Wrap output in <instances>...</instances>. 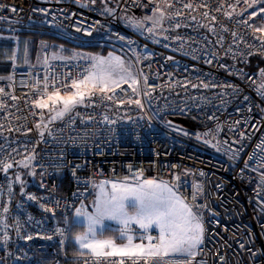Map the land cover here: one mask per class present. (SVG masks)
Listing matches in <instances>:
<instances>
[{"label":"built area","instance_id":"2783aa9c","mask_svg":"<svg viewBox=\"0 0 264 264\" xmlns=\"http://www.w3.org/2000/svg\"><path fill=\"white\" fill-rule=\"evenodd\" d=\"M261 27L252 0H119L110 14L97 0H0L10 34L110 37L138 52L136 88L97 93L43 136L33 102L70 91L93 61L44 53L0 78V264H96L66 256L70 218L97 180L125 178L165 180L194 205L204 234L192 264H264V78L248 69L264 57ZM33 156L21 187L16 167ZM121 259L131 264H99Z\"/></svg>","mask_w":264,"mask_h":264},{"label":"snow or ice","instance_id":"6c2138e0","mask_svg":"<svg viewBox=\"0 0 264 264\" xmlns=\"http://www.w3.org/2000/svg\"><path fill=\"white\" fill-rule=\"evenodd\" d=\"M256 2L257 0H252V3ZM184 7L190 9L193 5L186 4ZM156 11H160V9L157 8ZM260 12H264V8H261ZM179 14V12L176 13V15ZM252 15L254 16L256 13L254 12ZM146 19L151 20L152 17ZM162 19L163 13L155 22L159 23ZM213 19L215 18L213 17ZM245 23L247 22L245 21ZM148 30L152 31L151 28ZM255 31L264 32V27L257 28ZM233 35L235 36V33ZM92 59L91 68L85 70L86 74L80 79H72V91L67 92L66 95H60V90L55 88V79H53L55 90L47 95V99L41 98L33 102L36 107L41 109L49 108V101L52 102L53 107L50 111L54 112V115L51 116L50 122L62 119L79 105H85L86 101H91L97 93L111 92L115 94V89L120 87L119 81L113 78L117 69L127 72V78H132L131 73L124 69L123 61L119 57H112L111 53L108 59L104 57H93ZM127 78L120 77L125 82H127ZM47 81L48 77H45V92L49 86ZM132 83L136 84L138 81L132 78ZM145 83H147L146 78ZM63 87L67 89L69 86L65 84ZM2 91L3 89H0V92ZM41 95L43 96V93ZM106 98L111 100L112 96L108 95ZM135 103L140 105L139 100H136ZM57 104L62 107L57 108ZM36 127L39 128L40 125L37 124ZM40 135L43 136V132ZM34 158V156L29 157L27 160L30 162ZM28 162L21 163L24 167H28ZM11 167V164H3L4 171ZM105 183L107 182H102L99 186L100 194L94 202L92 213L83 211L81 208H77L75 211L77 222L86 226V230L77 234L75 240L81 250H88L87 253L78 252L77 256L90 255L95 258L96 264H99L101 259L107 260L109 257H126L131 260V264H139L141 260L144 261V264H150V262L151 264H192V258L196 256V250L203 242L204 234L201 216L197 211H194V205L187 203L164 181L148 179L136 184L114 182L111 184L110 193L105 191ZM30 198L34 199V197ZM192 199L193 201L196 199L195 194ZM4 211L7 212V208ZM106 221L118 225L116 229L119 232L118 238L126 239L127 243L117 245L112 238L102 240L97 238L98 234H102L107 228ZM133 225L137 226L140 233L138 236L140 243H134L133 241L137 237L129 234L133 231ZM5 227H7L6 224ZM151 230L157 231L158 234L154 237L151 235ZM17 231L19 232V229ZM27 239L30 240L32 237L28 236ZM7 240L8 236L5 232L4 242L6 243ZM85 264L88 262L85 261ZM119 264H125L124 259H121Z\"/></svg>","mask_w":264,"mask_h":264},{"label":"rangeland","instance_id":"374dc122","mask_svg":"<svg viewBox=\"0 0 264 264\" xmlns=\"http://www.w3.org/2000/svg\"><path fill=\"white\" fill-rule=\"evenodd\" d=\"M119 0H98L101 8L104 11H111L112 7L115 5L116 2ZM165 3H167V0H165ZM255 10L260 12L261 8H264V0H257L256 3H253ZM111 9V10H110ZM110 13V12H108ZM4 31V30H3ZM31 33V32H28ZM33 35H19L17 33L10 34L8 32H2L0 31V64L1 67L3 65L2 70L4 72L0 73V78L8 76L11 69L16 66H37L43 63L44 61V53H47L49 60H61V61H74L82 58H90L93 57H104L106 59L109 58V54L111 53L112 57H119L123 61V67L124 69H127L131 73V77L134 78L136 81H138V70H137V56L138 52L135 48L132 46H129L127 44H124L116 39L105 37L98 41H87L83 39H67L72 40V42H75V45H70L69 43L58 41L56 39L42 36V34H45L44 32H32ZM36 34V35H35ZM40 34V35H39ZM84 43L85 44H93L95 46L94 51H89L87 49H84ZM56 57V58H53ZM253 58V57H252ZM264 59V57H263ZM93 61V59H92ZM6 69H5V68ZM264 76V72L262 73ZM124 76L127 78V72L117 69L114 73L113 78L117 79L119 83L125 82V80H121L120 77ZM132 78H127V82L132 85V87L136 88L137 83H132ZM72 91V89L70 90ZM68 91V92H70ZM65 93H60V95H66ZM83 106V105H79ZM77 106L76 108H78ZM85 106H90L89 103H86ZM53 107L52 102L49 101V108L41 109L43 116L45 112L47 115L44 117L43 121V127L42 131L45 132L49 130L51 123H55L60 119H57L55 121L50 122V118L52 115H54V112L50 111V109ZM57 108L62 107V105L57 104ZM75 108V109H76ZM74 109V110H75ZM73 110V111H74ZM72 111V112H73ZM68 115V114H67ZM66 116V115H65ZM48 133H46L47 135ZM24 162H28V160H25ZM16 169H20L22 172L21 175H19L18 183L19 186L25 187L27 185V182L29 181V173L33 176L36 175L34 169H33V159L28 162V167H24L23 163H20L17 165ZM144 180H148L147 178L135 180L133 178H127V180H97L94 183V191L92 195L80 206L83 211H87L88 213H92L94 211V202L97 199V196L100 194V185L102 182H107L104 184V189L106 192H111V184L114 182H127L130 184H136V183H142ZM156 181H164L165 180H159V179H153ZM168 183V182H167ZM170 187L173 188V190L180 196L178 191L170 184L168 183ZM194 211H196L194 209ZM200 215V214H199ZM201 216V215H200ZM202 221V218H201ZM107 225V228L103 231L102 234H98V239H109L112 238L115 240V243L117 245H122L127 243V240H121L119 239V232L116 231L118 228V225H116L114 222H105ZM203 223V222H202ZM133 231L129 234L134 235L137 237V239H134V243H140L141 241L138 239L139 231L137 230V226H132ZM82 229V230H80ZM86 230V226L82 225L81 223H78L75 218V212L70 218L69 222V232L66 238V248L65 253L68 257L77 258L80 256H77L76 254L80 251L88 252L87 249L81 250L79 247V244L75 240V236L77 234H81ZM72 239L77 244L74 245V248L76 247V250H69L68 248V242ZM144 243H147V241H144Z\"/></svg>","mask_w":264,"mask_h":264},{"label":"trees","instance_id":"16d2710c","mask_svg":"<svg viewBox=\"0 0 264 264\" xmlns=\"http://www.w3.org/2000/svg\"><path fill=\"white\" fill-rule=\"evenodd\" d=\"M116 5H117V3H116ZM116 5H115V7H116ZM101 7V6H100ZM115 7H112V10L111 11H105L106 13H108V12H112L114 9H115ZM2 29H0V31H1ZM2 32H4L3 30H2ZM6 32V31H5ZM19 35H33V34H31V33H28V32H21V33H18ZM36 35V34H35ZM40 35V34H39ZM42 36H46V37H50V38H53V39H56V40H58V41H62V42H66V43H69L70 45H75L76 43L75 42H72V40H67V38H64V37H60V36H56V35H51V34H47V33H45V34H42ZM84 49H87V50H89V51H94L95 50V46L93 45V44H85L84 43ZM2 68H3V65H2V67H1V64H0V73L1 72H4L3 70H2ZM5 68V67H4ZM6 69V68H5ZM248 69L249 70H251V71H254L259 77H261V78H264V76H263V72H262V70H264V59H263V57H261V56H254L252 59H251V62H250V65L248 66ZM38 108V107H37ZM39 109V108H38ZM47 115V113L45 112V114H44V117ZM59 121V120H58ZM57 121V122H58ZM57 122H53V123H51V126H50V128L51 127H53ZM42 127H43V123L40 125V127H39V129H40V131L41 132H43L42 131ZM49 128V129H50ZM48 131L49 130H47V131H45V132H43V135H46V133H48ZM70 222V221H69ZM80 230H82V229H80ZM74 245L76 246L77 244L75 243V241H73L72 239H70V241L68 242V248H69V250H76L77 248L75 247L74 248ZM85 253H87V252H85Z\"/></svg>","mask_w":264,"mask_h":264},{"label":"bare ground","instance_id":"6f19581e","mask_svg":"<svg viewBox=\"0 0 264 264\" xmlns=\"http://www.w3.org/2000/svg\"><path fill=\"white\" fill-rule=\"evenodd\" d=\"M97 1H98V0H97ZM98 4H99V2H98ZM99 6H100V4H99ZM100 8H101V7H100ZM101 9H102V8H101ZM102 10H103V9H102ZM103 11H104V10H103ZM104 12H105V11H104ZM112 12H113V11H112ZM112 12H111V13H112ZM105 13H106V12H105ZM107 14H110V13H107ZM102 39H103V38H102ZM91 60H92V59H91ZM79 107H80V106H79ZM76 109H77V108H76ZM76 109H75V110H76ZM75 110H74V111H75ZM74 111H73V112H74ZM73 112H71V113H73ZM71 113H69V114H71ZM69 114H68V115H69ZM64 117H65V116H64ZM60 120H61V119H60ZM60 120H59V121H60ZM59 121H58V122H59ZM58 122H57V123H58ZM57 123H56V124H57ZM56 124H55V125H56ZM55 125H54V126H55ZM51 128H52V127H51ZM51 128H50V129H51ZM50 129H49V130H50ZM48 132H49V131H48ZM93 191H94V190H93Z\"/></svg>","mask_w":264,"mask_h":264},{"label":"crops","instance_id":"0c3cea01","mask_svg":"<svg viewBox=\"0 0 264 264\" xmlns=\"http://www.w3.org/2000/svg\"><path fill=\"white\" fill-rule=\"evenodd\" d=\"M116 3H117V2H116ZM116 3H115V5H116ZM115 5H114L113 7H115ZM111 9H112V8H111ZM111 9H110V10H111ZM254 10H255V8H254ZM43 62H44V61H43ZM26 66H29V65H26ZM31 66H32V65H31ZM44 109H45V108H44Z\"/></svg>","mask_w":264,"mask_h":264},{"label":"water","instance_id":"95a60500","mask_svg":"<svg viewBox=\"0 0 264 264\" xmlns=\"http://www.w3.org/2000/svg\"><path fill=\"white\" fill-rule=\"evenodd\" d=\"M9 169H11V168H9Z\"/></svg>","mask_w":264,"mask_h":264}]
</instances>
